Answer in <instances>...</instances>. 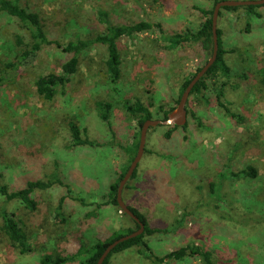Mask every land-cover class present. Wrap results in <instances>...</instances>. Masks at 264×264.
I'll use <instances>...</instances> for the list:
<instances>
[{"label": "rangeland", "instance_id": "374dc122", "mask_svg": "<svg viewBox=\"0 0 264 264\" xmlns=\"http://www.w3.org/2000/svg\"><path fill=\"white\" fill-rule=\"evenodd\" d=\"M21 7L39 14L50 45L34 54L15 47L16 36L32 43L29 30L16 16L0 15V183L10 191L29 181L59 178L71 190L63 205L69 224L55 217L66 188L54 185L32 194L35 212L0 197L6 208L23 221L32 253L12 249L0 231V264H40L44 255L75 248L79 238L103 239L121 228L134 227L118 207L104 206L109 186L127 161L123 149L137 132L122 108L124 100L139 99L154 120L158 108L175 106L184 79L211 58L197 44L171 48L167 38L197 30L203 18L195 8L211 9L207 0H21ZM256 17L244 7L221 11L217 27L233 71L224 88L225 106L242 117L238 123L218 107L215 86L208 103L189 97L186 128L174 131L157 126L148 131L135 190H123L125 204L144 216L151 228L167 230L145 238L158 258L187 245L210 252L214 264H264V4ZM148 21L160 28L123 37L119 42L121 78L111 83L106 74V51L96 45L82 55L77 72L57 90L51 101L39 99L35 81L61 74L70 56L54 42L85 40L104 33L110 25ZM111 105L107 122L95 103ZM177 108V106H176ZM73 120L95 145L71 147L68 122ZM254 168L257 179L232 175ZM133 248L112 256L111 264H152ZM67 264H80L74 261ZM167 264H204L187 256Z\"/></svg>", "mask_w": 264, "mask_h": 264}, {"label": "trees", "instance_id": "16d2710c", "mask_svg": "<svg viewBox=\"0 0 264 264\" xmlns=\"http://www.w3.org/2000/svg\"><path fill=\"white\" fill-rule=\"evenodd\" d=\"M213 2V7L211 9L195 8L202 16L203 21L197 30L188 29L185 34H176L169 38L167 41L171 48H175L183 43L191 42L198 45L201 51L206 54V58L212 56L213 52V33H212V15L215 5L218 2L224 0H207ZM243 1V0H237ZM21 0H0V15L5 14L8 16H16L20 22L27 27L29 30L30 44H24L22 36H16L15 47L19 51L27 50L29 51L22 55V57L27 56V54H34L41 49L42 45H50L51 41L47 40V37L43 31L42 22L39 14L31 12L25 7L20 6ZM260 6H247L245 7L249 13H253L256 17L260 18L259 13H255V9H259ZM244 7H225L221 11L236 12ZM221 11L219 13V18L221 17ZM159 24H153L148 21L140 20L138 22L122 25H110L104 33L98 34L90 39H79L75 42L69 41L65 45H61L58 42H54L58 48H61L62 52L69 55L70 58L61 66V74H49L46 77H40L35 81V93L36 96L44 101L51 102L57 95V90L64 87L66 83L70 81L72 75H74L78 66L80 65V60L83 54L89 52L96 45H101L106 51V57L104 60V66L107 74V78L111 83H118L121 78L122 68H121V58L119 52V42L123 37L132 38L136 34H147L153 32L155 29H159ZM217 39H218V54L216 61L210 67L206 75L194 86L189 97H197L201 101L208 103L207 92H209L210 86H215L217 94L215 96L216 103L218 107L223 108L230 118L236 120L238 123L241 121L242 117L233 113L225 106V93L224 88L226 82H219L222 80H227L233 75V71L229 66L226 56L230 52L223 48L222 43V32L217 27ZM206 64V63H205ZM203 66H199L196 72L191 74L188 78L184 79L183 83L179 87L178 97L175 100V106L165 109L162 105L158 108V114H160L162 120H165L168 115L172 114L176 110V106L180 101V98L187 88L190 81L195 77V75L201 70ZM259 75L262 77V82L264 85V68H259ZM189 102V101H188ZM187 102V104H189ZM186 104V111L189 113ZM95 109L97 110L99 117L102 121L107 122L110 117L111 105L107 102L98 101L95 104ZM152 105H145L139 99L124 100L122 103V108L126 112L127 116L134 121L137 126V132L133 134V142L123 149V152L127 156V161L122 168V171L117 175L114 183L109 186V192L104 197L105 202L103 204H98L97 208L104 206H114L118 207L117 204V187L120 180L125 175L128 170L132 160L134 159L138 145L139 136L142 125L148 120H154L153 113L150 108ZM191 117L195 115L191 114ZM187 124L183 126H169L167 132L164 134L166 139H170L172 133L177 129H185ZM68 128L71 136V147H82L88 146L93 147L95 144L89 140L86 136L82 137V134H86L85 130H81L76 122L73 120L68 122ZM239 179H257L258 173L254 168H247L239 171L237 174L232 175ZM137 178V170L134 172L130 180H135ZM54 185L64 186L66 188V195L59 199L58 206L56 208L57 219L62 225H65L67 219L64 217L63 205L66 199L71 195V190L68 186H65L62 181L56 176H51L46 180L29 181L23 188L16 191H10V189L5 185L0 183V197L5 199V202H16L24 210L28 212H35L38 209V202L33 197V193L36 190L48 191ZM135 190L134 187L129 186V182L126 184L124 190ZM130 208V207H129ZM130 210L140 219L145 225L144 233L136 238L125 241L109 254L105 259L103 264H111V258L113 255L122 253L126 250L133 248H144L147 252H142L143 255L152 261V264H167L170 261H180L187 256H199L204 264H214L210 260V252L203 251L197 246L187 245L181 247L175 251L166 254L162 258H158L153 255L145 242L146 237H150L156 233H161L167 231L159 230L156 228H151L143 215L137 212L135 209L130 208ZM125 217V214H122ZM129 218V217H128ZM130 219V218H129ZM132 220V219H131ZM134 227L121 228L116 232H113L110 236L103 239H95L94 241H86L83 238H79L80 243L75 248H69L64 253H58L57 255H44L40 264H67L74 261H79L80 264H97L100 256L103 254L104 250L114 241L119 238L132 234L138 230V224L132 220ZM0 231L5 236L10 247L20 254L32 253L33 248L30 245V236L25 231L23 226V221L15 213L9 212L6 208L0 209Z\"/></svg>", "mask_w": 264, "mask_h": 264}, {"label": "water", "instance_id": "95a60500", "mask_svg": "<svg viewBox=\"0 0 264 264\" xmlns=\"http://www.w3.org/2000/svg\"><path fill=\"white\" fill-rule=\"evenodd\" d=\"M264 4V0H224L218 2L213 10L212 15V33H213V52L211 58L204 64L201 70L195 75V77L190 81L187 88L184 90L178 106L176 110L168 115L165 120H148L146 121L141 128L140 136H139V145L137 149V153L132 160L128 170L126 171L123 178L120 180L118 187H117V204L120 212L125 214L130 219L135 221L138 224V230L133 232L132 234L123 236L118 240L111 243L100 256L97 264H103L105 259L109 256V254L118 246L119 244L128 241L130 239L136 238L144 233L145 225L140 221V219L130 210V208L125 204L122 194L126 184L132 178L134 172L137 170L138 165L143 157L145 146H146V139L149 129L155 128L157 126H183L186 122V104L188 102L190 93L194 86L206 75L210 67L214 64L218 54V39H217V22L219 18L220 11L225 7H247V6H261Z\"/></svg>", "mask_w": 264, "mask_h": 264}]
</instances>
